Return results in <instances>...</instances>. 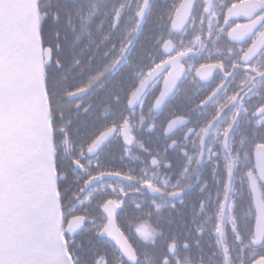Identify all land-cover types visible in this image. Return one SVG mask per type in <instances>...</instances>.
<instances>
[{"label":"snow or ice","instance_id":"snow-or-ice-1","mask_svg":"<svg viewBox=\"0 0 264 264\" xmlns=\"http://www.w3.org/2000/svg\"><path fill=\"white\" fill-rule=\"evenodd\" d=\"M0 264H264V0H0Z\"/></svg>","mask_w":264,"mask_h":264},{"label":"flooded vegetation","instance_id":"flooded-vegetation-1","mask_svg":"<svg viewBox=\"0 0 264 264\" xmlns=\"http://www.w3.org/2000/svg\"><path fill=\"white\" fill-rule=\"evenodd\" d=\"M170 3H173L175 4V6H179L181 3H183V0H169ZM214 3L217 2V0H213ZM173 16L175 18V13H173ZM179 19V18H178ZM177 19V20H178ZM176 20V18H175ZM180 20L176 21L178 27H177V31H179V24H180ZM240 23H246L245 20L241 19L239 21ZM141 223H147L146 221H142V220H138V219H133L132 217L130 216H125V217H122L120 218L119 220V224H120V227H121V230L125 232V235L128 237L129 241L133 244H136L138 243V237H137V234L135 233L134 229L136 227H138Z\"/></svg>","mask_w":264,"mask_h":264},{"label":"water","instance_id":"water-1","mask_svg":"<svg viewBox=\"0 0 264 264\" xmlns=\"http://www.w3.org/2000/svg\"><path fill=\"white\" fill-rule=\"evenodd\" d=\"M181 12H182V10H181ZM178 18H176V21H178V20H180V18L177 20Z\"/></svg>","mask_w":264,"mask_h":264}]
</instances>
